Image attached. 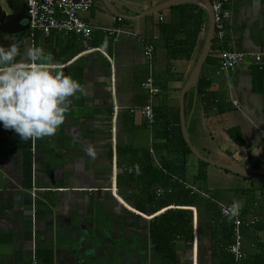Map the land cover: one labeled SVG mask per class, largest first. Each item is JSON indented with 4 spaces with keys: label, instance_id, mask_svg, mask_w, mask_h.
Masks as SVG:
<instances>
[{
    "label": "crops",
    "instance_id": "obj_1",
    "mask_svg": "<svg viewBox=\"0 0 264 264\" xmlns=\"http://www.w3.org/2000/svg\"><path fill=\"white\" fill-rule=\"evenodd\" d=\"M23 1L11 0L3 15L27 12ZM228 8L223 43L214 37L206 7L191 0H93L79 14L92 29L86 42L56 30L45 34L29 27L21 33L13 24L0 32V44L18 46L17 60L31 62L28 52L38 47L41 62H59L87 88V95L71 98L55 135L25 141L0 125V264H74L80 258L53 243L52 229L77 223L86 226L81 233L89 237L93 215L101 226L117 217L120 229L141 233L137 249L115 252L118 264L124 257L134 264H226L221 225L232 223V217L222 216L218 202L239 208L244 221L257 218L241 227L240 263L254 262L256 252L264 258L263 175L242 176L192 152L184 156L177 143L185 124L191 145L207 159L264 172V57L256 64L251 55L264 53V0H231ZM148 45L150 61L144 55ZM221 48L247 56L224 72ZM148 76L159 89L151 98L143 87ZM148 103L154 112L150 126L140 111ZM90 146L94 156L86 150ZM182 157L184 178H172L195 189L187 188L198 195L195 204L181 206L174 199L153 210L143 184L148 188L153 170ZM151 189L157 198L169 193L157 195V189L171 191L160 181ZM207 199L218 206L211 208ZM167 209L191 212L188 242L177 237L159 242L154 218ZM109 234L104 230L105 238ZM96 257L98 264L107 260L103 253Z\"/></svg>",
    "mask_w": 264,
    "mask_h": 264
},
{
    "label": "clouds",
    "instance_id": "obj_2",
    "mask_svg": "<svg viewBox=\"0 0 264 264\" xmlns=\"http://www.w3.org/2000/svg\"><path fill=\"white\" fill-rule=\"evenodd\" d=\"M19 55L15 43L0 44V125L25 141L55 135L71 110V98L87 95V88L59 62H41L38 47L28 52L31 62L17 60ZM86 150L95 155L91 146Z\"/></svg>",
    "mask_w": 264,
    "mask_h": 264
},
{
    "label": "built area",
    "instance_id": "obj_3",
    "mask_svg": "<svg viewBox=\"0 0 264 264\" xmlns=\"http://www.w3.org/2000/svg\"><path fill=\"white\" fill-rule=\"evenodd\" d=\"M231 0H210L213 23L214 37L218 43H223L226 34V25L230 17L228 5ZM29 27L31 29L42 30L45 34H49L52 30H56L63 34H77L83 37L86 42L90 38L92 29L80 18V12L87 11L92 5L93 0H27ZM153 49L151 46H146L144 55L147 60H151ZM256 64L262 63L264 53L251 54ZM247 56V53L237 50H228L221 48L218 53L219 69L227 72L231 68L242 63ZM143 87L148 92V97L151 98L158 92V88L153 85L152 76H148L143 82ZM238 106V103L234 101ZM142 115L147 121L148 126L154 122V112L150 103L144 105L140 109ZM152 152V149H150ZM185 187L195 189L192 186L184 183ZM164 192H170V189H157L156 194L161 195ZM206 196L205 193H202ZM222 216L232 217L233 226V241L228 245V251L233 256L234 264H240L245 254L242 249V230L243 225L249 226L256 223L257 218L252 217L244 221L240 217V210L231 205H225L218 202ZM33 264H36L33 260Z\"/></svg>",
    "mask_w": 264,
    "mask_h": 264
},
{
    "label": "trees",
    "instance_id": "obj_4",
    "mask_svg": "<svg viewBox=\"0 0 264 264\" xmlns=\"http://www.w3.org/2000/svg\"><path fill=\"white\" fill-rule=\"evenodd\" d=\"M236 131V129H230L229 132L232 134ZM178 148L181 154H190L191 151L189 150L187 144L183 140L182 134L179 132L178 136ZM203 163V162H202ZM185 158L182 157L178 163L175 165L173 164H163L162 168L160 170H153L152 173L155 175L152 176L150 185L147 186L143 184V190L146 191L144 200L149 202L150 204H155L153 206V210L163 208L165 206H168L171 204L174 199H177L180 203L178 205L185 206L190 204H195L197 194L195 196L189 195V190L185 187L184 184L179 183L177 180H173V177H176L177 179L183 180L184 174H185ZM255 168H262V166L258 165L257 162L250 163ZM167 172L169 175H166ZM131 179H134V176L131 177ZM160 185L164 187H170L171 191L169 193H165L162 197H155L153 194V190L151 189V186L155 182H159ZM212 198V197H210ZM142 204V200H139ZM206 202L209 204L211 208L217 207V203L213 201L212 199H207ZM142 208V207H141ZM219 209V208H218ZM154 222L156 224V229L154 232H156L157 236L159 237V242L163 244H169L172 240H175L177 238H181L184 241L188 242L191 239L192 236V215L189 210L185 209H167L163 213L159 214L154 218ZM222 229L225 231V237L226 241L222 243V246L220 247L223 255L224 260L226 264H233L232 263V256L228 253V245L233 241V226L231 222H222L221 225ZM254 257L256 259L254 260ZM254 262L247 263V264H264V258L261 255L260 252H256L253 254L252 258ZM250 260V259H249ZM241 264V263H240Z\"/></svg>",
    "mask_w": 264,
    "mask_h": 264
},
{
    "label": "water",
    "instance_id": "obj_5",
    "mask_svg": "<svg viewBox=\"0 0 264 264\" xmlns=\"http://www.w3.org/2000/svg\"><path fill=\"white\" fill-rule=\"evenodd\" d=\"M194 2L201 3L209 12L210 19H211V29L212 32L214 31V23H213V14H212V8L210 0H191ZM4 12V11H3ZM29 16L28 12L23 13L22 15H16V16H6L3 15L2 9L0 7V32H7L8 29L11 28L12 24L15 26H19L18 30L25 31L29 28ZM10 26V27H9ZM13 29L15 27H12ZM17 29V28H16ZM212 32L209 35V38L206 43V48L209 46L212 40ZM203 62V61H202ZM201 62V64H202ZM199 68L201 65H198ZM263 131V130H262ZM264 132V131H263ZM182 136L186 144L188 145L191 152L200 160L204 161L205 163L216 165L220 168L232 171L234 173H237L242 176L247 177H257L255 173L262 174L261 178H264V172L250 169L247 167H242L235 164H226V163H218L215 161H211L201 155L190 143L188 135H187V128L185 124H182ZM94 217H92L89 225V237L86 236V234H83L81 232H84L86 229L85 225H79L77 223L75 224H68V226H57L56 229H52V232L54 234V241L53 243L61 244L63 249L66 248L67 252L71 255H77L80 260L75 261L74 264H98V258L96 257V251L99 246H101V239L98 236H101L99 234L98 228H96V222L94 221ZM88 228V226H87ZM81 233V234H79ZM59 240V241H58ZM58 241V243H56ZM101 264H109L106 261H103Z\"/></svg>",
    "mask_w": 264,
    "mask_h": 264
},
{
    "label": "flooded vegetation",
    "instance_id": "obj_6",
    "mask_svg": "<svg viewBox=\"0 0 264 264\" xmlns=\"http://www.w3.org/2000/svg\"><path fill=\"white\" fill-rule=\"evenodd\" d=\"M93 217L95 218L94 215H93ZM104 219H105V217H104ZM96 225L99 228V234L101 235L98 237L107 242L106 243L104 241L103 242L101 241L102 245L97 248L96 252L97 253H103L104 257L101 259L102 260L107 259L106 262H108L109 264L118 263L114 259V257L116 258L115 252L119 253L121 248H122L124 253H127L128 251H130V250L134 251L139 246H141V243L143 241L139 235L141 233H139V234L129 233L128 234L126 230L120 229L121 227L119 225V219L117 217L111 223H107L108 227L103 226V225H105L103 222H102V226H101V223H99V222L98 223L96 222ZM105 228H107V229H105ZM104 230H106L110 233L108 235V238L104 237ZM120 262H121V260H120ZM123 262H124V264H134L133 262L130 261V259H129V261H127V259L125 257L123 258Z\"/></svg>",
    "mask_w": 264,
    "mask_h": 264
},
{
    "label": "rangeland",
    "instance_id": "obj_7",
    "mask_svg": "<svg viewBox=\"0 0 264 264\" xmlns=\"http://www.w3.org/2000/svg\"><path fill=\"white\" fill-rule=\"evenodd\" d=\"M11 0H0V7L3 11H7L8 10V6L10 4ZM23 4H25L26 8H28V3L26 2V0L23 1ZM118 253V252H116ZM115 260L117 261V259L115 258ZM118 264V263H116Z\"/></svg>",
    "mask_w": 264,
    "mask_h": 264
}]
</instances>
